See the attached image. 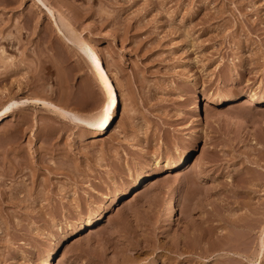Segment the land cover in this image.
<instances>
[{"label":"rangeland","instance_id":"rangeland-1","mask_svg":"<svg viewBox=\"0 0 264 264\" xmlns=\"http://www.w3.org/2000/svg\"><path fill=\"white\" fill-rule=\"evenodd\" d=\"M40 1L0 0V264H264V0ZM60 21L97 134L32 101L102 102Z\"/></svg>","mask_w":264,"mask_h":264},{"label":"bare ground","instance_id":"bare-ground-1","mask_svg":"<svg viewBox=\"0 0 264 264\" xmlns=\"http://www.w3.org/2000/svg\"><path fill=\"white\" fill-rule=\"evenodd\" d=\"M36 1H38L40 3V5L42 4L40 0H36ZM43 7H44V9H45L44 11L46 12L49 19L52 20V16L50 14L49 8L47 6H44V5H43ZM59 27H61V29H63V31L66 32V34H68V35H66L68 37L65 36L67 38V40H69L68 42H71L87 58V64H88L89 71L91 73V77L95 81V83L99 86L98 88H100V91L102 94V98H101L102 102H100L101 104L98 107L99 109L97 108L98 110L96 112L94 111V113H92V114H80V113H77L74 110L64 106L63 104H60L56 101L48 99L46 96L34 98V99H32V101L39 103L38 105L41 106L44 110H47L50 113H53V115H57V117L59 116V118L60 117L66 118L68 120H72V121H75L77 123L79 122L81 124H84L86 126L87 125L91 126V128L93 129V133L97 134L98 132L103 131V129L108 124V122L110 120V115L113 112L112 110L116 106V102H118L119 93L115 89L112 77L110 76V74H109L108 70L106 69L104 63L102 62L101 58L97 55L94 48L91 46L93 44L85 43L83 40H81L80 38L73 35L70 32L71 30L68 29L63 23H61V21L59 22ZM55 28H56V30H58V28L56 26H55ZM24 101L25 100H23V99L19 100V101L7 100L2 105V107L0 108V114L5 109L9 108L10 106H12L16 103L24 102ZM241 101H243V100H241ZM189 107H192L193 109L195 108V98L191 97V99L189 100ZM195 160H196L195 157L191 156V158L188 159V161H187L188 162L187 166L189 165V167H190L191 166L190 164L193 165V162ZM187 166L185 164V167H187ZM155 179H152L151 183H153V181ZM149 182L150 181H148V182L146 181V182H144V184L146 183L147 185H149ZM144 184H141V185L143 187H146V184L145 185ZM138 190H139L138 192H140V189H138ZM135 192H136V190L133 192V194ZM123 202H125V201H123ZM169 210H170V206L167 207L168 212H169ZM48 257H49L48 253L45 254L42 257L41 263L42 264H48V262H47Z\"/></svg>","mask_w":264,"mask_h":264}]
</instances>
